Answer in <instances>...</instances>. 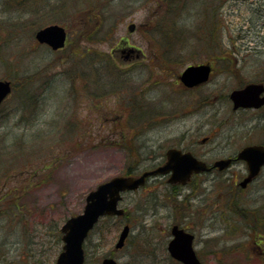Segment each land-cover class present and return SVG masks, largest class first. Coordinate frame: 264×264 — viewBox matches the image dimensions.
Here are the masks:
<instances>
[{"label": "rangeland", "instance_id": "obj_1", "mask_svg": "<svg viewBox=\"0 0 264 264\" xmlns=\"http://www.w3.org/2000/svg\"><path fill=\"white\" fill-rule=\"evenodd\" d=\"M85 7L80 11L78 6L70 7L66 14L56 11L57 18L49 21L40 15L31 18V26L23 25L9 46L20 54L14 56L21 60L20 66L9 67L0 52V80L26 73L38 74L39 80L32 86L37 106L23 109L20 88L0 111L4 211L10 207L9 200L20 197L18 213L0 215V264H56L65 221L83 213L90 191L113 177L125 176L134 161L137 173L130 176L139 177L162 164L171 147L211 164L232 155L227 144L233 133L239 135L233 148L260 140L251 131L254 121L233 115L226 96L250 81L264 79V0H112L98 42L86 35L98 23L84 27ZM0 18L6 20L8 14L0 13ZM166 19L169 24L175 21L170 37L160 31ZM51 23L65 26L69 33L67 47L59 52L35 40L39 26ZM217 48L224 52L216 53ZM89 52L99 63H105L102 54L112 52L118 67L115 73L123 68L128 74L118 79L104 64L100 77L104 75V85L115 78L126 81V86L88 85L78 72ZM216 54L229 60H212ZM209 60L216 63L215 73L191 98L178 85V75L190 64ZM99 88L106 93L96 97ZM192 100L190 110L187 105ZM135 102L142 111H135ZM19 118L24 119L22 124ZM14 139L19 147L10 151ZM32 141L35 144L30 145ZM243 177L245 172L236 169L199 175L191 183L198 194L182 206L173 199L167 178L149 180L139 191L124 195L121 206L130 213L128 219L100 223L87 240V264H101L107 256L119 264H172L167 263L162 245L165 242L166 247L172 225L184 217L180 223L196 235L195 247L204 264H220V259L228 264H264V239H245L243 220L241 225L223 221L230 216L229 201L220 197L222 189L227 194L238 190L247 215L254 206H264V172L246 190L238 187ZM184 188L179 201L191 193L190 185ZM125 224L132 228L129 239L139 246L127 243L117 251L115 244ZM258 225V233H263L264 222ZM221 249L226 255L219 253Z\"/></svg>", "mask_w": 264, "mask_h": 264}, {"label": "water", "instance_id": "obj_2", "mask_svg": "<svg viewBox=\"0 0 264 264\" xmlns=\"http://www.w3.org/2000/svg\"><path fill=\"white\" fill-rule=\"evenodd\" d=\"M134 30V26L130 27ZM36 40L40 44H46L53 50H58L65 46L67 32L59 24H51L37 31ZM211 73L209 65L190 66L180 77L182 82L189 87H193L206 82ZM263 87L257 84H250L242 90H235L231 94L235 108L239 106L252 107L259 106L262 101H258ZM12 92L10 81L0 80V106ZM264 101V99H263ZM239 159L246 160L249 165V175L241 183L246 186L254 177L259 174L262 164H264V149L260 146L245 148ZM230 164V160H220L214 164V168L224 170ZM205 162L199 161L191 153H183L181 150L170 149L167 151V162L154 169L142 173L139 177L116 176L100 184L86 197V205L82 214L69 218L61 228L64 242L63 251L59 254L56 264H84L85 250L84 243L90 231L95 227L101 217L122 216L124 210L119 208L122 200V193L135 191L143 186L150 176L159 174H171L170 183L187 184L193 174L210 171ZM130 233V227L125 226L116 243V249L125 245V241ZM172 238L167 249L170 256L183 264H202L194 249V234L174 225L171 228ZM101 264H118L111 257L103 259Z\"/></svg>", "mask_w": 264, "mask_h": 264}, {"label": "trees", "instance_id": "obj_3", "mask_svg": "<svg viewBox=\"0 0 264 264\" xmlns=\"http://www.w3.org/2000/svg\"><path fill=\"white\" fill-rule=\"evenodd\" d=\"M41 2H43V4ZM111 2H112V0H0V13H7L8 14V19L4 20V18H0V49H1L0 52L5 57V60H4L5 63L7 65H9V67L20 66L19 62H21V60L19 61L18 58L17 59L15 58L18 55V53L11 52V50L9 49V46L13 42L11 40L17 39V37H18V36H16L18 34L17 32H19V29L22 28L23 25L24 26L28 25V24L30 25V23L32 22V19H34V18L37 19L40 15H41L40 18L41 17H42V19L46 18L48 21L53 20L54 18L56 19L57 18L56 17V15H57L56 11H60L61 13L66 14L69 12V9H71L70 7L78 6L79 11H80L81 8H83V6L86 5V7H85L86 10L83 11V18L86 19V22H83L85 25L84 27L88 28L92 22H95V24L98 23L97 27L95 25V30H91V31L87 32L85 29L86 35L88 37V40H93V42L100 41L101 40L100 39L101 31L105 27V24H106L105 21L108 20L105 17L106 15L104 12H105V9L108 7V5ZM45 6H46V9L44 10ZM26 15H28V17H25ZM54 15H55V17H54ZM14 19H15V21H14ZM164 22L166 24L165 23L161 24L162 30L160 29V31L162 32V35H166V36L170 37V36H172L171 32L175 29L173 26V23H175V21H171V23L169 24L168 20L166 19ZM41 27H43V26H39V28H41ZM15 45L17 46L18 44H16V42H15ZM215 51H217L216 53L224 52L223 50H219L218 48ZM86 52H87V50L84 51V53H86ZM95 54H97V53H95ZM216 55L217 56H215V60H221L222 58L225 61L229 60V58L224 56V55H219V54H216ZM18 56H20V54ZM96 56L98 59H100V57L98 55H96ZM86 57L89 59V62L87 63V61H88L87 58L83 57V79H85L86 83L90 86L98 87V86L104 84L102 81V77L104 75L102 77H100L101 74H99V72H98L100 70V68H102V65L108 64L110 66V68H105V70H107V71H110V70L112 71V69L114 71L116 69L115 67H117L113 62L114 58H113L112 52H110V54H106V53L102 54L101 58H102V60H105V63L101 62L103 64L96 62L95 58H93V54L90 52H89L88 56H86ZM89 57H91V59ZM226 68L228 69L229 67L226 66ZM78 73L80 74V72H78ZM113 73L115 74V76L117 75L118 79L121 78L122 75H126V73L122 72V70L120 72H117V73H115V71H114ZM11 81L13 83L14 93H16L18 91V89L21 88V90L24 94V96L22 97V100H21L24 110H29V109H31L32 106H37L38 102H37L35 95L33 94L34 92L32 91V86L34 83L39 81L38 80V74H33V73L27 74L26 73L20 77L12 78ZM119 82H121V81H117V82L112 81L111 84H117ZM119 86H121V83H119ZM100 89L101 88H99V89H97V91H95L96 97L103 96L106 93L104 91H101ZM140 107L141 106H138L136 103L135 107H134L135 111L138 109L140 110L141 109ZM19 119L20 120H18V122H21L20 124H22L24 122V119H22V118H19ZM32 125H33V123H30V126H32ZM125 138H126V136H125ZM125 138L123 140H125ZM17 141H18V139H14V141L11 142L10 147H12V148L10 149V151H12L13 147L15 149H17L19 147V144ZM0 142H2V145H3L4 139L0 140ZM23 143L25 144V147H30V145L35 144L34 141H32V143L30 145L25 143V142H23ZM117 144L120 145V143H117ZM133 155H134V151H133ZM1 157H2V155H1ZM136 157H138V155ZM135 162L136 161L132 162V164H130L128 166V169L125 171L126 174H133L134 172H136L135 170H137V168H138V163H135ZM196 190H197V188L193 187L192 194H194V192ZM225 190L226 189L221 190L224 192L221 193L220 197L224 201H229L227 203L228 210H229L227 215L230 216V218L227 217L223 221L231 220L232 223H236L238 225H241L242 224L241 221L243 220L244 228H245V230H244L245 233L243 235L249 236V237L252 236V239L253 238L257 239V237H264L263 236L264 232L263 233L260 232V234L258 233V230L260 229L258 224H260L261 221L264 222V216H263V214H261V213H264L262 211L264 206L254 207L253 210H250L251 214L247 215V214H245V212H247L248 209L243 208L244 202L242 200V197L239 195L240 193H238L237 191H231V193L227 194V192H225ZM172 192H173V197H174L173 199H175V202H178V204L181 203V206L184 204V202L189 201V199L191 198V194H189V195H185L182 201H179L178 200V196H179L178 193L179 192H178L177 186L173 187ZM221 198H219V200ZM5 199H6V197L0 196V215H8V214L11 215V214L18 213V210L20 207L19 206L20 197L18 198L17 195H15L13 200H9L10 207L13 209V211L11 209L12 213L9 211L10 207L8 208V210L6 212L4 211ZM2 204H3V206H2ZM244 210H245V212H244ZM230 211H232L231 215L229 213ZM224 212H226V211H224ZM223 214H226V213H223ZM125 217L127 219L130 217V213L128 211L126 212ZM184 218H182V220L177 221L176 223H180L181 221L184 220ZM111 219L112 218H105L101 221V223L108 222ZM247 227L252 228V230L249 231L247 229ZM237 228H239V227H237ZM98 229H100V224L96 227L95 231ZM95 231L93 232L94 234H95ZM100 232H104L102 227H101ZM91 242H93V241H91ZM128 243L139 246L138 243L133 241V239H129ZM163 243L164 244L162 245V249L166 251L165 242H163ZM219 253L223 256L226 255V253L223 249H221L219 251ZM148 258L150 259L151 257H148ZM167 261H168L167 263L170 262L172 264H179V263L173 261L169 256L167 257ZM225 263L226 262L224 260L220 259V264H225ZM226 264H228V263H226ZM229 264H232V263H229Z\"/></svg>", "mask_w": 264, "mask_h": 264}, {"label": "flooded vegetation", "instance_id": "obj_4", "mask_svg": "<svg viewBox=\"0 0 264 264\" xmlns=\"http://www.w3.org/2000/svg\"><path fill=\"white\" fill-rule=\"evenodd\" d=\"M213 69H214V66H213ZM213 72H214V70H213ZM254 82L255 83H260L264 87V79L263 80L260 79L258 81H254ZM260 97L261 98H264V91H263V93L261 94ZM231 113L233 115H237V116L238 115H243V117H245V119H246V121L248 123L250 121H252V122L254 121L253 122V126L251 128V131H256L257 132V135L260 136V138H259L260 140H258L256 142H252V143H248V144H243V146L237 145V147H235V148H233L232 143H234V141H236V138H239V135L233 133V134L230 135V139H228V143L229 144H227V145L230 146V149L232 148L231 150L233 152H232V155L231 156L222 158L221 160H223V159L230 160V168L228 169L229 171L230 170H235V169L236 170H241V171H244L245 172V176H246L247 175V172L249 170V165H248V163L246 161L240 160L238 157H239L240 152L244 148H246V147L253 146V145H257V146H261V147L264 148V132H263L264 131V105L262 107H260V108H249V109L240 108L238 110H234L232 108V112ZM235 135H237V136L235 137ZM207 163L210 164L209 162H207ZM260 172H261L260 175L262 174V172H264V164L262 165V167L260 169ZM210 173L211 174H213V173H217L218 174L220 172L217 169H215V170H211ZM237 182L238 181L236 179V183ZM253 183H251L248 186V188L250 186H252ZM234 184H235V181H234Z\"/></svg>", "mask_w": 264, "mask_h": 264}]
</instances>
